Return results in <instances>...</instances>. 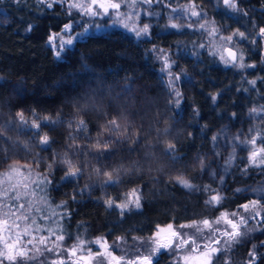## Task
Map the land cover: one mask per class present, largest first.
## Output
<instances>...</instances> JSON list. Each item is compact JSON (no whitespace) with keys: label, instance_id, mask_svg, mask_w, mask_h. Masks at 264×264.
I'll return each instance as SVG.
<instances>
[{"label":"trees","instance_id":"1","mask_svg":"<svg viewBox=\"0 0 264 264\" xmlns=\"http://www.w3.org/2000/svg\"><path fill=\"white\" fill-rule=\"evenodd\" d=\"M239 3L249 14L253 12L256 19L254 22L264 23V0H239ZM0 7L6 12V17L0 20V76L3 77L0 81V124L6 123L10 113L14 116L18 110L30 114L35 109L41 117L49 114L55 117L57 113H61L65 120L73 116L85 119L88 124L87 135L95 142L97 134L101 132V125L112 115V84L134 80L142 83L147 91V103L139 105L133 112L132 135L134 138L139 129V145L130 142L114 145L115 154L98 163L92 158L97 153L91 145L84 140L77 141L81 147L88 148L87 156L76 157L82 166H86L77 185L60 180L66 171L63 165L57 163L51 169L53 184L48 189L50 201L54 204L67 201L70 214V219L63 221L66 231L71 234L65 243L71 246L77 233L88 240L103 237L109 244H113L117 236H126L128 244L124 247L127 254L133 256L139 254L135 250L133 235L146 239L156 231L157 225L166 227L172 224L174 228H179L181 224L198 219L187 220L184 217L176 200L178 189L169 176L174 172L192 169L195 156L209 148L210 130L222 124L223 116L229 118L234 125L254 129L253 123L257 125L260 120L250 119L249 115L246 116V111L248 114L249 105L263 97H243L240 82L234 84L238 76L235 68L225 67L218 57L200 50L196 51L197 56H193L192 52L196 50L194 46L200 43V38L195 33L183 34L173 29L170 34L156 36L159 27L151 24V39L146 41L137 40L123 27H117L106 35L88 36L76 41L68 53L58 60L46 43L48 36L53 31H59L75 14L69 17L66 7L56 4L54 8L48 9L38 5L36 0H19V3L3 0ZM29 24L33 26L32 31L27 30ZM153 47L164 49L175 60L174 72L183 70L189 76L188 81L180 87L184 99L179 111L170 110L169 91L166 87L168 76L161 72L162 62L152 51ZM175 50L177 54H174ZM212 58L216 59V66H213L215 63ZM262 60L264 50L255 58L254 64L257 67L249 69L248 73L255 75L254 79L264 77ZM248 61L245 58V62ZM17 80H22L24 85L21 98L10 96L11 84ZM73 82H77V90L70 92ZM258 91L260 90H255L257 93ZM248 92L254 93V90ZM216 93L219 96L213 104L211 95ZM75 96H79L81 100L93 99L98 111L90 107L86 112L77 113L73 107ZM193 107L199 110V116L193 113ZM222 108L227 111L224 113ZM262 126L258 125L264 129V124ZM165 128L169 129L167 135L164 133ZM74 130L73 127L72 131ZM17 132V128L13 126L5 133L8 143L0 145V167L7 160L16 158L31 161L39 154L41 163L38 171L44 172L54 153L62 156L64 149L72 143L65 139L69 132L66 125L41 129V134L48 133L53 141L46 151H40L38 137H32L31 132L22 135ZM29 141L25 148V143ZM169 143L175 144L177 154L181 157L177 163H172L164 154ZM130 148L134 149L131 154ZM136 164L139 165L138 169ZM95 167L103 170L121 167L120 182L102 190L101 182L104 178H97L92 174ZM129 169L131 171H126ZM235 179L237 181L234 180L232 185L242 184L247 180ZM135 184H140L146 194L142 211L126 213L122 218L115 211L106 210L104 199L118 196L124 189ZM85 185H91V190L83 192L84 196H78L75 190H81ZM73 194L76 195V200L72 199ZM38 223L43 225L46 222L39 220ZM130 229L134 230L129 231ZM262 242L264 232L254 231L242 243L235 245L230 253H224V257L230 258V264H246L248 252L255 244L260 254L257 264H264ZM140 248L148 254L150 245H141ZM115 254L124 253L116 248ZM45 255L51 256L50 253ZM63 255L66 256L67 253ZM225 258L222 255L219 264H224ZM155 259L158 264H171L170 255L163 250ZM45 264L48 262L45 261Z\"/></svg>","mask_w":264,"mask_h":264},{"label":"snow or ice","instance_id":"2","mask_svg":"<svg viewBox=\"0 0 264 264\" xmlns=\"http://www.w3.org/2000/svg\"><path fill=\"white\" fill-rule=\"evenodd\" d=\"M2 2L3 0H0V3ZM13 2L19 3V0H13ZM36 2L48 9L54 8L56 4L62 8L66 7L69 17L74 15L73 10L78 11L81 16L89 17L100 16L102 12L104 16L113 20V24H119L129 33L134 34L137 40L151 39L150 28L152 25L150 22L143 21L142 17L159 15L152 11L153 5L170 6L166 0H36ZM202 3L203 0L200 2L187 0L184 4L172 7L171 12L177 13V15L169 14V24L165 27L175 29L177 32L189 28L193 31H200L202 34L207 33L210 37L219 36L222 43L215 44L213 42L214 50L209 49L208 51L210 56L218 57L225 67L241 71L256 68V64L245 62V52L237 45L241 41H250L251 44L258 45L257 39L254 38L256 36L264 41V26H260L258 32L253 33L251 37L239 29L225 35V29L218 26L217 21L208 19L207 13L201 6ZM141 5H146V7L142 8ZM222 5L230 13L249 16V12L240 5L239 0H222ZM214 6L220 8L221 0H215ZM74 24L75 21L70 20L62 26L59 32H53L48 36L46 43L52 48L58 60L62 53L74 46L76 40L84 38L89 32V28L83 25H81L84 28L82 32L76 31ZM252 26L257 27L255 22ZM32 27L29 24L27 30L32 31ZM205 47L204 43L199 44V48L204 49ZM152 51L162 62L161 72L168 76L166 87L170 93L168 98L170 110L179 111L184 99L179 84L182 78L187 76V73L183 70L173 71L175 60L164 49L153 47ZM192 55H198L195 49ZM261 63H264V60ZM2 80L3 77L0 76V81ZM257 80L264 83V77L247 80L251 90L257 89ZM250 89L243 90L247 92ZM76 90L77 82H73L69 91L75 92ZM239 90L237 89V91ZM125 91H130V88L126 86ZM19 94L17 90V95ZM218 96L219 93L211 95L213 104L216 103ZM73 107L77 113L86 112L90 107L98 111L93 99L84 98L81 100L79 96L73 97ZM193 113L199 116V110L195 107H193ZM249 115L253 120L259 117L264 123V105L250 108ZM124 120L125 124L122 127L119 116L107 119L106 123L101 125V132L97 134L98 138L95 142L87 135L88 124L85 119L73 116L71 119L65 120L61 113H57L55 117L51 114L41 117L35 109L30 114H26L24 110H18L14 116L10 113L6 123L0 124V145L8 143L5 133L13 126L17 128L18 135L31 132L32 137H38L40 151H46L53 142L48 133L41 134V129L45 127L54 129L66 125L69 132L65 139L72 142L64 149L62 156L54 153L44 172L36 170L41 163L39 154L26 164H21L18 161L12 162L6 169L0 171V264H5V262L7 264H21V262L23 264H32V262L45 264V261L48 264H158L155 258L162 250L175 254L173 264H219L221 256L224 253H230L234 246L242 243L250 233L264 232V181L258 182L255 186L235 188L232 197L243 196L245 202L238 204L235 210L228 211L222 208L229 199L224 194L225 177L229 174V169L236 166L234 162L238 146H242L248 152L247 165L240 168L241 175L247 176L250 168L259 169L260 174L264 175V129L250 128V135L245 138H241L239 135L229 138L226 130L222 129L212 136L213 150L216 151L217 156L220 155L217 149L219 141L223 139L232 144V152L221 170L218 188H213L211 185H204L201 188L200 185L193 183L190 177H186L183 172L172 178L175 184L189 193L203 191L206 194L205 209L219 208L218 216L193 219L190 223L179 225V228H174L172 224H168L166 227L157 225L156 231L146 239L133 235L135 250L139 253L133 256H129L124 247L128 244L126 236H117L116 241L109 244L108 240L103 237L88 240L82 234L77 233L75 241L71 246H68L65 240L70 238L71 234L66 231L63 221L70 219V214L67 201H61L59 204L50 201L48 189L53 184L51 169L59 163L66 169L61 177L62 181L69 183L79 181L86 166H82L76 157L88 155V148L81 147L79 143H76L79 140L86 141L96 151L97 155L92 158L98 163L101 159L107 160L115 154L114 145L126 142L139 145V129L133 138L126 116H124ZM73 127L74 131H72ZM253 132L255 134H252ZM164 133L167 135L169 129L165 128ZM105 134H108L109 138H105ZM111 137H115V139ZM28 143L30 141L25 143V148L28 147ZM133 151L134 149H129L130 154ZM164 154L169 157L172 163L181 160L173 143L167 145ZM192 166L194 168L198 166L202 174L210 168L204 156H197ZM136 168H139L138 164H136ZM120 172L121 167H114L111 170L95 167L92 170V174L97 178H104L101 182L102 190L118 184ZM210 175L215 179L216 170L213 169ZM91 187V185H85L81 189V194L90 191ZM72 199L76 200L75 194ZM143 200L144 194L141 188L136 186L126 192L120 202L109 197L104 199V205L106 210L113 207L119 209L120 216L123 218L126 213L142 211ZM39 220L46 223L42 225L38 223ZM180 229H190L191 231L182 232ZM93 244L97 246L98 250L91 247ZM145 244L150 245L148 254H145L140 248ZM116 248H120L124 254H115ZM46 253H50L51 256H46ZM63 253H67V255L65 256ZM259 255L257 245L253 244L248 252L246 264H257ZM42 257L43 259H41ZM224 264H230V258H225Z\"/></svg>","mask_w":264,"mask_h":264},{"label":"rangeland","instance_id":"3","mask_svg":"<svg viewBox=\"0 0 264 264\" xmlns=\"http://www.w3.org/2000/svg\"><path fill=\"white\" fill-rule=\"evenodd\" d=\"M166 2L170 5L169 7H164L163 4H160V5L154 4L153 5L152 11L159 13V15L153 16V17H142L143 21H147V22H150L151 24L158 25L159 30L156 31V33H155L156 36L170 34V31H172L173 29L170 27H165L166 25L169 24L168 16H169V14H171L172 16L177 15V13L171 12V8L177 7L178 5H181V4H184L187 2V0H166ZM197 2H200V0H197ZM214 4H215V0H203V3L201 6L203 7L204 11L207 13L209 20L217 21L218 26H221L225 29V32H224L225 35L231 34L232 31L239 29L240 31H244L246 33V35H249L251 37V35L253 33L258 32L260 26H264V23L262 21L259 23L255 22L257 27L254 28L252 26L253 22L256 21V19L254 17L255 15L253 14V12H251V14H249V17L248 16L242 17L241 15H237L236 13H230L227 10H225L223 8V5H222V0H221V7L220 8H216L214 6ZM141 7L144 8V7H146V5H141ZM73 13L75 15L73 16L72 20L75 21L74 28L76 31L82 32L84 30V28L81 27V25L89 28V32L85 37H88V36L95 37L98 35H106L107 33H109L114 28L122 27L119 24H113V20L110 19L108 16H104L102 12H101V15L97 16V17L81 16L79 14V12L76 10H73ZM4 17H6V12H5V10H3L0 7V20H2ZM59 31H53V32H59ZM183 31H186V32L184 33ZM180 32L183 34H186L188 32L195 33L200 38L199 42L204 43L206 45V47L204 49H201V48H199L200 43L198 42L199 44H196L194 46V48H196L195 51L200 50L202 52H204V51L208 52L209 49L214 50L213 42H215V44L222 43L219 40V36L210 37V36H208L207 33L202 34L200 31H193L189 28H184ZM130 34L133 37H135L134 34H132V33H130ZM254 38L257 39L258 45H253L250 43V41H241L240 44L237 45V47H241L243 49V51L245 52V58H247L249 60L248 63H254L255 58L257 57V54H260L264 50V41H262L259 36H256ZM79 40H81V39H79ZM143 40L147 41L148 38H145ZM76 41H78V40H76ZM48 47H49L50 51H52V54L54 55L52 48L50 46H48ZM71 48H69L68 50H70ZM183 48H181V52L183 51ZM68 50L61 54V58H63L64 55L68 53ZM186 51L187 50H185V52ZM174 54H177L176 50L174 51ZM54 57H55V55H54ZM212 59H213L212 62L215 63L213 66H216L217 65L216 59L215 58H212ZM235 70H236L238 76L235 78L234 84L236 82H238V83L240 82V87L242 89H245V88L250 89V86L247 84V80L254 79L255 75H253L251 73L249 74L248 73L249 69L241 71L240 69L235 68ZM188 77L189 76L182 78V81L179 84L180 91H182V89L180 88L181 85L188 81V79H189ZM166 84H167V82H166ZM126 86H127V88H130V91H125ZM109 87H110V85H109ZM111 89L113 92V101H112L113 110H112V115L110 118H112L113 116H119L121 118V125L123 127L125 124L124 116H126L129 127L132 130L133 125H134L133 124L134 123V113L133 112H134L135 108H137L139 105L142 106V105H145L147 103L146 102L147 91H145L146 90L145 86L138 81L130 80V81H121L119 83H114L111 85ZM233 89H234V87L231 88V90H233ZM17 90L20 93L19 95H17ZM23 90H24V85H23L22 80L14 81L11 84L10 96L16 97V98H21L22 97L21 94H22ZM256 90H260V91H258V93H257L254 90V93H252V92L250 93L248 91L246 92L243 90V92H242L243 97H245L247 95H249L250 97L251 96L255 97V98H260V97H257L256 95L263 97L262 100L257 99V101L252 102L248 107L249 109L254 107V106L264 105V83H261V81L257 82V89ZM222 110H224L223 111L224 113H225V111H227L224 108H222ZM247 115H249V110H248V114L246 111V116ZM250 119H252L251 116H250ZM222 120H223V122L221 125H219V127L213 128L210 130L209 148L203 152H199V154H197L195 156V158L197 156L206 157L207 163L210 165V168L206 169L203 174L201 173L198 166L195 168L192 166V169H190L189 171L183 172L186 177H190L192 179V182L197 184V185H200L201 188H203L204 185H211V187H213V188H218L220 186L219 185V176H220L221 170L223 169L225 161L227 160L229 154L232 152V144H230L226 140L222 139L219 141L218 149H217L220 152V155L217 156L216 151L213 150L212 136L219 133L222 129L226 130L227 136L229 138L236 136V135H239L241 138H245V137H248L250 135V133H249L250 128L243 126V125H241V126L240 125H234L231 122V120H229V118H227L225 116H223ZM259 120H260V118H259ZM253 124H254V128H256V127H258V125L262 126L264 123H262L260 120L257 122V125L255 123H253ZM259 128H261V127H259ZM252 134H255V133L253 132ZM105 138H109L108 134H105ZM111 138L115 139V137H111ZM247 155H248V152L246 149H244L242 146L237 147L236 160L234 162L236 166L229 169V174L225 177L226 183L224 185V188H225L224 194L229 199L223 204V206H222L223 210H230V209L234 210V209H236L238 204L245 202L243 196H240L239 198H233L232 197V192L234 191L235 188L255 186L258 182L264 181V175H261L259 169H256V168H250L249 174L247 176L241 175L240 168L247 165ZM16 161H18L21 164H26L30 160H28V159H16V158H13L12 160H7L6 162H3V165L0 167V171H3L4 169H6L9 163L16 162ZM33 167H35V165H33ZM213 169L216 170V172H217V176L215 179H213L210 175V172ZM36 170L38 171V168ZM180 172H182V171L174 172L169 177H170V180L172 181V183L178 189L179 193H177L178 196L176 197V200L178 203V208L181 210L184 217H186L187 220H191V218H198L199 219V218H202L204 216L212 215V214L214 215L213 218L215 216H218L219 211H220L219 208H209L207 210L205 209L204 199L206 198V194L203 191L189 193L186 190L182 189L178 184H175V182L172 178L175 177ZM236 177L240 178V179L246 178L247 180H245L242 184L232 185L234 180L237 181V179H235ZM78 182L79 181H72V183L74 185H77ZM136 186H139L141 188L143 194H144V200H143V205H144V203H146L145 191H144V189H142L140 184H135L133 187H136ZM133 187H131V188H133ZM131 188L124 189V192H122L118 196H114L113 199H115L117 202H120L124 198V194L126 192H128ZM75 192H76V194L78 193V196H84V194H81V190H79V189L75 190ZM108 210L115 211L120 216V210L119 209L113 207L112 209H108ZM241 211H243V210L241 209ZM96 238H98V237H96ZM96 238H93V240ZM91 246L94 250H98L96 245L93 244ZM166 253L170 255V263L173 264V259H174L175 254L171 253L169 251H166ZM225 257L223 254V258H225Z\"/></svg>","mask_w":264,"mask_h":264}]
</instances>
